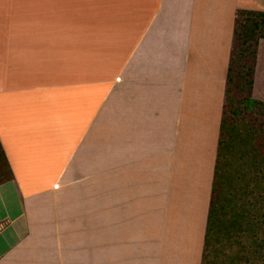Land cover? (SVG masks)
Wrapping results in <instances>:
<instances>
[{"label":"crops","instance_id":"crops-1","mask_svg":"<svg viewBox=\"0 0 264 264\" xmlns=\"http://www.w3.org/2000/svg\"><path fill=\"white\" fill-rule=\"evenodd\" d=\"M242 10L0 0V264H203Z\"/></svg>","mask_w":264,"mask_h":264},{"label":"trees","instance_id":"trees-1","mask_svg":"<svg viewBox=\"0 0 264 264\" xmlns=\"http://www.w3.org/2000/svg\"><path fill=\"white\" fill-rule=\"evenodd\" d=\"M243 17L246 20H242ZM250 42L257 46L264 42V13L242 10L238 13L235 45L232 51L203 264H264V142L256 144L258 138L264 135V127H258L246 119L242 120V123L232 120L227 113L231 84L237 81V77L245 81L246 76V72L241 74L235 72L236 54L241 50L238 46L239 43ZM241 52L240 55L244 53ZM247 73L250 78L248 84L253 87L255 68H249ZM254 105L264 107L254 99H248L245 107L254 110ZM233 151L250 159L255 189L247 185L236 193L229 192L228 183L231 184L233 180L231 174ZM13 178L0 142V185ZM255 191L257 196L251 200L249 197L254 196ZM257 205L260 209L254 213Z\"/></svg>","mask_w":264,"mask_h":264},{"label":"rangeland","instance_id":"rangeland-1","mask_svg":"<svg viewBox=\"0 0 264 264\" xmlns=\"http://www.w3.org/2000/svg\"><path fill=\"white\" fill-rule=\"evenodd\" d=\"M242 20H246L245 17H243ZM239 48L241 50H239L236 54L237 58L235 60V72L239 74L246 72V76L244 81L235 75V77H237V81L232 83L230 86L227 113L228 116L232 118V120L241 122L242 120L246 119L258 127H264V107H255L256 105H254V110H248L245 107L246 101L248 99L257 100L261 105L264 106V42L260 46H257V44L254 42H250V44L239 43L238 49ZM239 52L242 54L240 55ZM244 55H246L244 58L240 57ZM247 67L252 69L255 68V84L253 87H250L248 84L250 78L249 74L247 73L249 68L246 70ZM262 142H264V135L258 138V142H256V144L259 145ZM249 160L250 159L247 158V156L243 157L239 152H232L231 174L233 176V180L231 184L228 183L229 192L233 191L236 193L246 188L247 185H250L252 189H255L254 183L252 182L254 175L251 173ZM256 196L257 191H255L254 196H250L249 198L253 200ZM259 209L260 206L257 205L253 212L257 213Z\"/></svg>","mask_w":264,"mask_h":264}]
</instances>
